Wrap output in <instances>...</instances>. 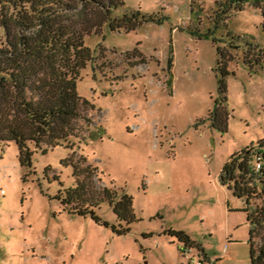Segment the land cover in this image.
<instances>
[{
	"label": "rangeland",
	"instance_id": "rangeland-1",
	"mask_svg": "<svg viewBox=\"0 0 264 264\" xmlns=\"http://www.w3.org/2000/svg\"><path fill=\"white\" fill-rule=\"evenodd\" d=\"M215 1L123 0L113 15L140 8L161 21L128 31L104 24L85 36L93 58L80 69L77 91L93 104L81 108L89 124L76 119L77 134L46 149L29 142L31 165L19 163L14 140L0 141V264H251L244 202L219 172L264 138V65L244 63L242 42L228 47L229 113L220 128L221 117L209 114L218 98L216 45L190 30L210 25ZM262 20L246 2L214 35L230 30L257 41L264 61ZM81 157L98 183L132 195L126 232L112 230L106 200L97 212L107 225L63 208L57 193L75 185Z\"/></svg>",
	"mask_w": 264,
	"mask_h": 264
},
{
	"label": "trees",
	"instance_id": "trees-1",
	"mask_svg": "<svg viewBox=\"0 0 264 264\" xmlns=\"http://www.w3.org/2000/svg\"><path fill=\"white\" fill-rule=\"evenodd\" d=\"M246 2L261 10L264 29V0H216L209 15L210 25L202 31L190 27L197 36L212 35L216 45L218 98L209 114L221 117L217 125L223 129L229 113L224 104L227 65L232 57L228 47L242 42L244 63L251 70L264 65L263 50L257 41L230 30L227 38L214 35L216 28L226 25L231 13L242 9ZM0 4V141L14 140L19 163L31 165L29 142L46 149L77 134L76 119L83 118L86 124L91 120L81 108L93 104L77 91L80 69L93 58L85 36L101 32L104 24L112 30L128 31L144 21H161V17L140 8L113 15L112 10L123 0H0ZM171 65L172 57L168 55L167 67ZM83 162V157L74 162L75 185L57 193L63 208L107 225L109 222L97 212L100 202L106 200L116 215L112 230L126 232L135 219L132 195L98 183L101 177L97 169ZM219 177L244 202L251 264H264V138L233 153L222 165Z\"/></svg>",
	"mask_w": 264,
	"mask_h": 264
},
{
	"label": "built area",
	"instance_id": "built-area-1",
	"mask_svg": "<svg viewBox=\"0 0 264 264\" xmlns=\"http://www.w3.org/2000/svg\"><path fill=\"white\" fill-rule=\"evenodd\" d=\"M260 163L257 161L256 166L258 167ZM3 191V190H2ZM193 264H203L202 260L191 258Z\"/></svg>",
	"mask_w": 264,
	"mask_h": 264
}]
</instances>
